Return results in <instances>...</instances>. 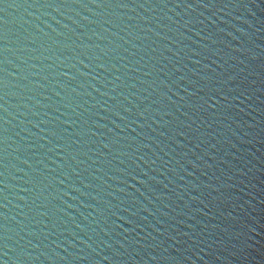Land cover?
<instances>
[{
    "label": "water",
    "instance_id": "obj_1",
    "mask_svg": "<svg viewBox=\"0 0 264 264\" xmlns=\"http://www.w3.org/2000/svg\"><path fill=\"white\" fill-rule=\"evenodd\" d=\"M110 22L264 73V0H63Z\"/></svg>",
    "mask_w": 264,
    "mask_h": 264
}]
</instances>
